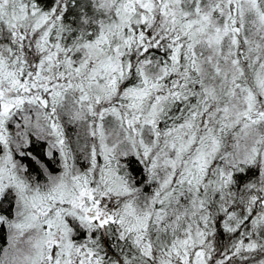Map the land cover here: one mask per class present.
Instances as JSON below:
<instances>
[{"label":"snow or ice","instance_id":"obj_1","mask_svg":"<svg viewBox=\"0 0 264 264\" xmlns=\"http://www.w3.org/2000/svg\"><path fill=\"white\" fill-rule=\"evenodd\" d=\"M0 152V264H264V0H0Z\"/></svg>","mask_w":264,"mask_h":264},{"label":"rangeland","instance_id":"obj_2","mask_svg":"<svg viewBox=\"0 0 264 264\" xmlns=\"http://www.w3.org/2000/svg\"><path fill=\"white\" fill-rule=\"evenodd\" d=\"M62 123L64 122L63 120L61 121ZM163 126V125H161ZM10 131L11 132H15V129L14 128H10ZM65 135L67 137V140H68V144H69V147L71 148L72 150V154H73V157H74V160H75V164H76V167L83 170L86 166H87V160H86V156H87V150H81L86 142V136H85V132H84V129L79 126V125H65ZM35 139H33L34 141ZM88 142L90 143L91 141L88 140ZM47 148V145L45 144V147H44V152H45V149ZM23 151V149L21 150ZM28 151H31L30 149H28ZM3 153L0 152V155H2ZM34 155V154H33ZM35 156V155H34ZM23 156H20L19 154L15 155V159L23 164L24 166H26L28 168V172H29V165L27 166L26 165V162L23 161L22 159ZM37 157V156H36ZM37 159H39L37 157ZM46 162L45 161H40L45 164L48 168V170L53 174V175H56V174H59L60 171H62V167H61V158H60V154H59V150L56 149V150H53V156L51 158H47L46 157ZM100 159V162L102 163V158H99ZM51 166V167H50ZM40 169V167H38ZM41 170V174L40 176L37 175L36 172H33V173H36L33 175V173H30L29 174L34 177L37 181L41 182V183H46V175L43 173V170ZM153 187H155V185H153ZM144 191L145 192H149L151 191V189L145 187L144 188ZM11 202V210H10V213H7V212H2L1 209L2 208H5L6 205ZM4 211V209H3ZM14 212H15V208H14V205L12 203V198L11 197H8L7 199H5L2 203H0V215H5V216H8L9 219H12L13 218V215H14ZM240 231H243V229H241ZM76 239L78 241H83L85 239V236L84 234L80 233ZM10 232H9V229L7 228V241H6V244L4 245V247L1 249L0 251V256H3L4 254V251L5 250H8L9 253H11V248H10ZM111 257H113V255H111Z\"/></svg>","mask_w":264,"mask_h":264},{"label":"trees","instance_id":"obj_3","mask_svg":"<svg viewBox=\"0 0 264 264\" xmlns=\"http://www.w3.org/2000/svg\"><path fill=\"white\" fill-rule=\"evenodd\" d=\"M40 3L44 6H47L51 3V0H40ZM44 147H45V143L38 142V141L34 140L29 149L38 158L46 159V157L44 155ZM26 160H27L28 165H29V172L30 173L36 172L37 175L40 176L41 170L38 169V165L33 160H31L29 158H26ZM130 167L133 171V174L136 175L137 180L140 181L142 179V175L140 174V166L137 165L135 162H133ZM31 171H33V172H31ZM36 173H33V175ZM254 176H255V170H253L252 172H249L248 175L245 177H242L241 180L246 181L248 179L254 178ZM11 206H12L11 202H9L5 208L1 209V211L10 213ZM3 209H4V211H3ZM236 211L239 212L240 209H236ZM217 227L219 228V225ZM250 227L251 226L249 224V229H250ZM244 230L245 229H243V231ZM239 235H240V232H237L235 234H228V233H224L222 231L218 232L217 240H216L217 247L220 248L222 245L228 244L230 238L235 239ZM6 241H7V225H0V251L4 247V245L6 244ZM108 243H107V246H108ZM113 257L115 258V255H113Z\"/></svg>","mask_w":264,"mask_h":264},{"label":"flooded vegetation","instance_id":"obj_4","mask_svg":"<svg viewBox=\"0 0 264 264\" xmlns=\"http://www.w3.org/2000/svg\"><path fill=\"white\" fill-rule=\"evenodd\" d=\"M22 159H23V161L24 162H26V165L28 166V162H27V160H26V157H22ZM41 161H45L46 162V159H41V158H39ZM39 167V166H38ZM51 167V166H50ZM39 169V168H38ZM40 170V169H39ZM82 234H84L83 232H81ZM107 240L105 241V248H106V250H107V252H108V256H111V255H115V250L113 249V248H111V247H108L107 246ZM114 258V257H113Z\"/></svg>","mask_w":264,"mask_h":264}]
</instances>
